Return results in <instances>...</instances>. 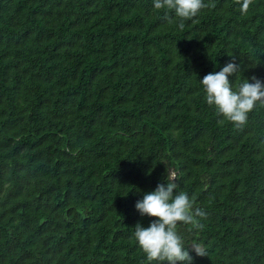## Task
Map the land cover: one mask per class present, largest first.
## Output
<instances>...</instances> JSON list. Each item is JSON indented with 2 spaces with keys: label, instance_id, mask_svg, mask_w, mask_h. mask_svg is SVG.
Returning a JSON list of instances; mask_svg holds the SVG:
<instances>
[{
  "label": "trees",
  "instance_id": "16d2710c",
  "mask_svg": "<svg viewBox=\"0 0 264 264\" xmlns=\"http://www.w3.org/2000/svg\"><path fill=\"white\" fill-rule=\"evenodd\" d=\"M205 3L180 30L153 0H0V264H148L135 205L171 169L193 264H264V104L238 128L199 82L232 56L234 90L264 81V0Z\"/></svg>",
  "mask_w": 264,
  "mask_h": 264
},
{
  "label": "clouds",
  "instance_id": "9594fccd",
  "mask_svg": "<svg viewBox=\"0 0 264 264\" xmlns=\"http://www.w3.org/2000/svg\"><path fill=\"white\" fill-rule=\"evenodd\" d=\"M240 5L239 11L246 15L253 0H236ZM154 8L165 9L174 13L179 21L180 30L184 28V21L192 20L209 5L205 0H153ZM168 23H174L171 16L166 15ZM231 55V54H230ZM232 56L230 61L219 71L209 73L200 80L202 91L208 105L215 106L218 112L236 127L246 124L248 114L255 108L257 103L264 104V81L253 76L250 82L244 79L236 89L229 80V76L237 75L241 71L240 65ZM167 184L161 183L157 188L145 193L142 200L137 201L135 207L141 216L156 217L150 226L144 227L137 223L133 237L140 249L145 254L148 264H193V257L183 245L182 238L177 233L178 223L195 224V215L202 213L194 210L193 201L190 197L180 192L174 195L176 184L175 176H167ZM192 250L197 255L203 256L204 252L199 245H193Z\"/></svg>",
  "mask_w": 264,
  "mask_h": 264
},
{
  "label": "rangeland",
  "instance_id": "374dc122",
  "mask_svg": "<svg viewBox=\"0 0 264 264\" xmlns=\"http://www.w3.org/2000/svg\"><path fill=\"white\" fill-rule=\"evenodd\" d=\"M170 172H171V174H174V171L172 169L170 170Z\"/></svg>",
  "mask_w": 264,
  "mask_h": 264
}]
</instances>
